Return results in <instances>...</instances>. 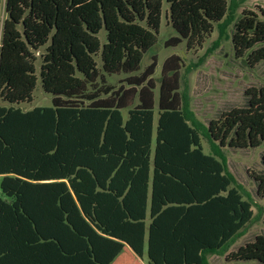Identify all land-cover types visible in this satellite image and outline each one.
<instances>
[{
  "label": "trees",
  "instance_id": "16d2710c",
  "mask_svg": "<svg viewBox=\"0 0 264 264\" xmlns=\"http://www.w3.org/2000/svg\"><path fill=\"white\" fill-rule=\"evenodd\" d=\"M165 1L177 34L164 44L187 49L200 47L228 8ZM1 5L0 264H208V253L264 264V234L226 253L252 203L221 155L223 146L264 141V87L247 88L245 105L208 121L214 152H205L178 91L181 57L163 60L157 97L156 56L140 69L162 0ZM231 41L249 66L264 60V8L243 10ZM118 73L122 84L107 83ZM38 78L51 105L25 109ZM252 177L264 197V174Z\"/></svg>",
  "mask_w": 264,
  "mask_h": 264
},
{
  "label": "rangeland",
  "instance_id": "374dc122",
  "mask_svg": "<svg viewBox=\"0 0 264 264\" xmlns=\"http://www.w3.org/2000/svg\"><path fill=\"white\" fill-rule=\"evenodd\" d=\"M227 11L220 22L213 23V30L200 47L187 49L185 41L176 45H165V41L176 35V31L169 24L165 11L168 4L162 0V13L155 43L143 54L140 69L150 61L151 56L157 58L155 72L152 75L157 97L160 70L163 60L176 54L182 59L180 68L179 93L186 102L188 111L192 114L199 126L201 144L205 152H214V145L210 143L203 132L208 121L216 118L223 111L232 107L243 106L248 96L245 90L250 87H264V60L254 66L246 63V54L236 56L234 53L231 34L233 24L238 20L243 10L258 12L264 8V0H226ZM0 33L4 19V11L0 7ZM101 42L104 41V30L98 33ZM125 74L105 75L107 83L117 87L122 84ZM51 105V94L45 92L39 78L32 92L30 102H22L25 109L33 106ZM126 115V110H123ZM157 111L155 108V119ZM155 125V121H154ZM227 173L233 179V185L240 191L242 197L252 203V219L236 237L226 250V253L235 250L239 245L253 240L256 234H264V197L256 193V181L252 177L264 174V141L256 147L233 148L221 147ZM224 254L208 253V264H230L225 261ZM145 264V260H143ZM254 261H237L234 264H253Z\"/></svg>",
  "mask_w": 264,
  "mask_h": 264
}]
</instances>
